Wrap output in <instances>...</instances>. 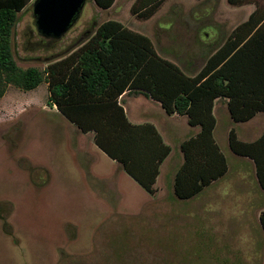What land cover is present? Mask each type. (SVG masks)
Masks as SVG:
<instances>
[{
    "label": "rangeland",
    "instance_id": "obj_1",
    "mask_svg": "<svg viewBox=\"0 0 264 264\" xmlns=\"http://www.w3.org/2000/svg\"><path fill=\"white\" fill-rule=\"evenodd\" d=\"M134 1L116 0L104 11L86 0L76 23L55 42L39 37L27 10L11 38L17 67L43 72L113 20L147 36L159 56L194 75L246 19V9L225 0H165L144 20L131 15ZM262 117L234 127L257 131ZM91 140L48 104L45 82L31 91L6 87L0 98V264H247L217 246L218 228L206 227L195 209L159 210L160 201ZM210 218L217 224V212Z\"/></svg>",
    "mask_w": 264,
    "mask_h": 264
},
{
    "label": "trees",
    "instance_id": "obj_2",
    "mask_svg": "<svg viewBox=\"0 0 264 264\" xmlns=\"http://www.w3.org/2000/svg\"><path fill=\"white\" fill-rule=\"evenodd\" d=\"M31 0H0V98L11 85L21 91L47 85L48 104L82 134L91 133L96 148L146 193L153 195L159 166L170 148L151 124L132 125L120 97L142 94L160 104L166 115L187 118L199 132L180 145L183 162L174 175L178 200L198 195L227 172L226 159L214 141V102L225 99L233 123L264 114V0H226L232 7L253 5L194 75L159 56L152 41L120 22L99 24L66 55L51 60L42 72L17 67L11 38L18 12ZM101 10L116 0H92ZM165 0H135L130 13L148 20ZM30 9V8H29ZM231 152L251 159L264 190V131L253 142L228 135ZM264 232V212L260 215ZM264 264V263H263Z\"/></svg>",
    "mask_w": 264,
    "mask_h": 264
},
{
    "label": "crops",
    "instance_id": "obj_3",
    "mask_svg": "<svg viewBox=\"0 0 264 264\" xmlns=\"http://www.w3.org/2000/svg\"><path fill=\"white\" fill-rule=\"evenodd\" d=\"M32 2L33 0L18 12V22L15 28L20 21V15L31 9ZM227 6L229 5L227 4ZM229 7L246 9V19L242 22L246 21L254 11V6L251 4ZM111 8L106 11L111 10ZM120 101L129 123L132 125H153L164 144L170 148L169 155L159 166V173L154 184L155 192L151 195L160 201L159 210L165 211L167 214L176 210L191 212L195 209L196 214L193 215L203 216L202 221L205 222L206 227L216 226L218 228L219 236L215 237L214 240L217 241V246L220 249H224L227 254L234 253V255L241 256L243 260L239 263L263 264L264 232L259 218L264 212V190L259 184L254 162L231 152L228 146V135L233 129L240 141L253 142L264 131V117L260 120L261 128L259 130L252 131L251 128H248L239 133L234 127L236 124L229 116L226 100H215L213 106L215 118L213 138L226 159L227 172L223 177L205 187L195 197L178 200L173 192V182L174 175L183 162L180 145L183 141L195 136L199 132V128L189 126L185 116L166 115L158 102L142 94L126 92L120 97ZM257 116L259 114L247 123H252ZM82 135H90L91 139L93 137L91 133ZM172 145L176 150H172ZM93 146L95 145L93 144ZM111 163L114 164L115 162L111 161ZM215 206H217V211L214 210ZM212 212L218 214L217 224L211 222L210 215ZM209 238L211 236L206 235L203 240L208 241Z\"/></svg>",
    "mask_w": 264,
    "mask_h": 264
},
{
    "label": "water",
    "instance_id": "obj_4",
    "mask_svg": "<svg viewBox=\"0 0 264 264\" xmlns=\"http://www.w3.org/2000/svg\"><path fill=\"white\" fill-rule=\"evenodd\" d=\"M86 0H33L31 14L37 34L48 41L61 40L78 20Z\"/></svg>",
    "mask_w": 264,
    "mask_h": 264
},
{
    "label": "flooded vegetation",
    "instance_id": "obj_5",
    "mask_svg": "<svg viewBox=\"0 0 264 264\" xmlns=\"http://www.w3.org/2000/svg\"><path fill=\"white\" fill-rule=\"evenodd\" d=\"M43 40H45V39H43ZM45 41H48V40H45Z\"/></svg>",
    "mask_w": 264,
    "mask_h": 264
}]
</instances>
